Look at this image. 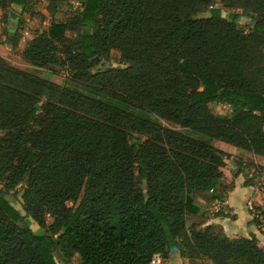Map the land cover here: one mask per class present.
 Here are the masks:
<instances>
[{"label":"trees","instance_id":"trees-1","mask_svg":"<svg viewBox=\"0 0 264 264\" xmlns=\"http://www.w3.org/2000/svg\"><path fill=\"white\" fill-rule=\"evenodd\" d=\"M215 1L81 0L65 20L44 16L21 56L64 67L63 85L0 55V264H57L55 249L78 264H150L174 248L264 264L253 236L186 222L198 212L191 194L211 193L229 158L213 140L264 157V0H217L240 10L228 17ZM111 50L126 66L92 73ZM17 186L23 215L5 197Z\"/></svg>","mask_w":264,"mask_h":264},{"label":"crops","instance_id":"crops-1","mask_svg":"<svg viewBox=\"0 0 264 264\" xmlns=\"http://www.w3.org/2000/svg\"><path fill=\"white\" fill-rule=\"evenodd\" d=\"M15 7L19 6L11 5L6 10L0 9V55L11 61H13L11 54L13 52L19 51V57H22L23 47L34 35V32L28 31V28L25 29L26 31H21L17 27L21 15L15 12ZM19 8L20 11L24 10ZM10 11L16 15L15 19L10 17ZM31 23L32 21L29 24L32 25ZM13 35H17L16 45L11 44ZM212 144L229 154V158L220 168L223 183H215L211 193L191 194L194 205L198 207L197 214L191 217L199 221L198 229L209 225L218 226L228 237L253 236L258 246L264 251V191L257 187V182L255 183V178H264L260 177L261 171L264 173V157L219 140H213ZM242 159L249 163L242 162ZM254 216H257L258 224L252 222ZM161 261H163L162 264H183L184 258L174 248L165 259L161 258L159 263ZM56 262L57 264H78L79 258L74 255L69 262L63 259Z\"/></svg>","mask_w":264,"mask_h":264},{"label":"rangeland","instance_id":"rangeland-1","mask_svg":"<svg viewBox=\"0 0 264 264\" xmlns=\"http://www.w3.org/2000/svg\"><path fill=\"white\" fill-rule=\"evenodd\" d=\"M213 7L219 8L221 10V15L223 17H228L229 13H232V12H240L239 9H229V8L224 7L217 0L213 3ZM15 8H16L15 12L21 15L20 22L17 27L20 28L21 31H26L25 29L28 28V31H31V32H34L35 30H37L38 27L42 29L43 27L47 26L48 20L43 19L44 16L45 18L52 17L53 20L60 21V20H65L69 18L74 13V8L70 4V2L69 3L60 2V3L53 4V3H49L48 0H30L26 8L22 11H20L19 7H15ZM22 12H24V14H22ZM209 13H210V7L208 6L202 9L196 16H200V17L208 16ZM30 21H32L31 23L32 25L29 24ZM235 24L243 32H247L249 27L252 25V21L247 17H242L239 20L235 21ZM67 36L69 38L73 37L71 33H67ZM16 53L17 52L11 53L13 56V61H12L13 63H15L16 65L22 68L34 69L28 61H26L22 57H19V51L17 54ZM125 66L126 64L120 58L119 52L116 50H111L109 56L106 59H100L95 62V64L91 68V72L94 73L99 70L125 67ZM34 70L39 76L49 81H52L56 84L63 85V84L68 83V80H67L68 74L64 67L55 66L53 67L52 70H46V69H40V68H36ZM208 106H209V109L213 113H221V114L225 113L227 115L230 114V109L225 104L217 103V102H210ZM242 162L249 163L248 161L244 159H242ZM263 174H264L263 171H261L260 177L262 176L264 177ZM258 178L259 177L255 178V183L257 182V187L264 191V178L263 179H258ZM222 183H223V180L221 179L220 184ZM138 186H140L144 190L145 182L143 181L139 182ZM21 192H22V187L17 186L15 189L9 192H5V197L23 215L24 211H23ZM47 219L48 221H50V217H48ZM186 222H187V225L193 224L197 226L198 225L197 222L199 221L191 217V215H188ZM28 223H29V227L33 231L39 230L38 225L29 217H28ZM213 228L216 232L219 231L218 226H213ZM54 257L57 261L62 260V256L57 249L54 250ZM208 262L210 261L207 259H203V258L202 259L196 258L192 260H188L187 258H184L183 264H207ZM162 263L163 261H161L159 264H162Z\"/></svg>","mask_w":264,"mask_h":264},{"label":"built area","instance_id":"built-area-1","mask_svg":"<svg viewBox=\"0 0 264 264\" xmlns=\"http://www.w3.org/2000/svg\"><path fill=\"white\" fill-rule=\"evenodd\" d=\"M70 4L74 9L80 7L81 5V0H70ZM161 259L160 254H154L151 258L150 264H159V261Z\"/></svg>","mask_w":264,"mask_h":264},{"label":"water","instance_id":"water-1","mask_svg":"<svg viewBox=\"0 0 264 264\" xmlns=\"http://www.w3.org/2000/svg\"><path fill=\"white\" fill-rule=\"evenodd\" d=\"M9 15L12 19H15L16 18V15L13 13V12H9ZM145 200H146V197H145Z\"/></svg>","mask_w":264,"mask_h":264}]
</instances>
